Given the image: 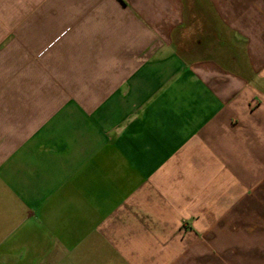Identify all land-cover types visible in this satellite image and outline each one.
Wrapping results in <instances>:
<instances>
[{
	"label": "crops",
	"instance_id": "crops-1",
	"mask_svg": "<svg viewBox=\"0 0 264 264\" xmlns=\"http://www.w3.org/2000/svg\"><path fill=\"white\" fill-rule=\"evenodd\" d=\"M0 264H264V0H0Z\"/></svg>",
	"mask_w": 264,
	"mask_h": 264
},
{
	"label": "rangeland",
	"instance_id": "rangeland-1",
	"mask_svg": "<svg viewBox=\"0 0 264 264\" xmlns=\"http://www.w3.org/2000/svg\"><path fill=\"white\" fill-rule=\"evenodd\" d=\"M204 44H206V43H204Z\"/></svg>",
	"mask_w": 264,
	"mask_h": 264
}]
</instances>
